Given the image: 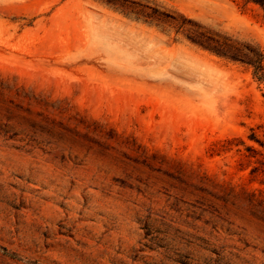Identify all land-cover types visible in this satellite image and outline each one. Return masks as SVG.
Returning a JSON list of instances; mask_svg holds the SVG:
<instances>
[{
	"label": "rangeland",
	"instance_id": "1",
	"mask_svg": "<svg viewBox=\"0 0 264 264\" xmlns=\"http://www.w3.org/2000/svg\"><path fill=\"white\" fill-rule=\"evenodd\" d=\"M248 46L243 0H0V264H264Z\"/></svg>",
	"mask_w": 264,
	"mask_h": 264
},
{
	"label": "trees",
	"instance_id": "2",
	"mask_svg": "<svg viewBox=\"0 0 264 264\" xmlns=\"http://www.w3.org/2000/svg\"><path fill=\"white\" fill-rule=\"evenodd\" d=\"M247 4L254 3L261 7L264 10V0H243ZM192 39V38H191ZM200 45H202L200 42H198ZM248 52L244 54V56H235L232 54H223L220 52H217L214 48H210V50L218 53L221 56H225L233 61H238L245 63L251 67L254 68V76L257 78V80L261 83H264V50L260 47H252L248 46ZM0 253H2L5 256H12V254L9 253L7 248L0 246Z\"/></svg>",
	"mask_w": 264,
	"mask_h": 264
}]
</instances>
